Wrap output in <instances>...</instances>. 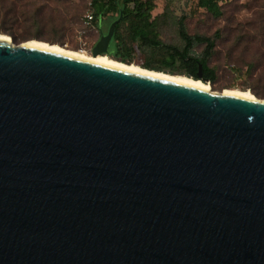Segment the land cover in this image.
I'll return each instance as SVG.
<instances>
[{"label":"water","instance_id":"obj_1","mask_svg":"<svg viewBox=\"0 0 264 264\" xmlns=\"http://www.w3.org/2000/svg\"><path fill=\"white\" fill-rule=\"evenodd\" d=\"M0 264H264V99L0 38Z\"/></svg>","mask_w":264,"mask_h":264},{"label":"rangeland","instance_id":"obj_2","mask_svg":"<svg viewBox=\"0 0 264 264\" xmlns=\"http://www.w3.org/2000/svg\"><path fill=\"white\" fill-rule=\"evenodd\" d=\"M198 2L156 0L152 19L156 18L160 40L183 47L179 23L184 18L189 34L215 40L209 60L217 75L216 81L209 83L212 89L251 91L264 99V0H218L222 10L219 16ZM92 12V0H0V33L16 44L40 40L92 55L103 40L108 39L109 46L117 44L113 37L119 21V13L114 11L87 24L85 17ZM125 25L120 34L126 46L132 47L131 62L167 68L169 55L165 50L131 42ZM205 49L206 44L196 45L194 52L202 55ZM167 69L182 68L177 62Z\"/></svg>","mask_w":264,"mask_h":264},{"label":"trees","instance_id":"obj_3","mask_svg":"<svg viewBox=\"0 0 264 264\" xmlns=\"http://www.w3.org/2000/svg\"><path fill=\"white\" fill-rule=\"evenodd\" d=\"M198 4L215 16L222 14L218 0H199ZM92 5L95 22L114 11L119 13V21L116 24L113 37L117 44L109 46L106 52L107 55L123 62L134 63L131 62L132 47L126 46L120 34L122 25L126 24L125 28L131 42H139L141 45L149 46L153 49L165 50L169 55V60H166L167 68L180 62L182 69L169 71L167 68L153 66L149 63L145 64V68L171 74H183L196 79L201 78L210 83L216 81V71L209 64V60L213 55L215 40L207 36L189 34L184 23V18L179 23V33L184 41L183 47L160 40L156 27V18L152 19L153 10L156 8V0H92ZM200 44H206V49L202 55H197L194 52V48ZM201 65L202 76H199L198 72Z\"/></svg>","mask_w":264,"mask_h":264},{"label":"bare ground","instance_id":"obj_4","mask_svg":"<svg viewBox=\"0 0 264 264\" xmlns=\"http://www.w3.org/2000/svg\"><path fill=\"white\" fill-rule=\"evenodd\" d=\"M0 38L10 39V36L0 33ZM104 41L105 40H103V42ZM25 43L28 45L38 46V47H42L45 49L61 52V53L68 54L71 56H75L81 59L93 61V62L100 63L103 65H108V66L115 67V68H121L124 70L132 71V72H136L140 74L155 76V77H159L162 79L178 82L181 84L201 88L207 91H213L211 85L209 83L204 82L203 80L194 79L193 77L183 75V74H171V73H166L160 70L158 71L154 69L145 68L135 63H128L125 61L123 62V61L117 60L107 54L92 52V55H90V54H87L81 51L67 49L60 45L50 44L48 42L40 41V40H30ZM221 92L223 94L237 95V96H242V97L249 98V99L257 98L251 91H241L239 89H225L224 91H221Z\"/></svg>","mask_w":264,"mask_h":264},{"label":"built area","instance_id":"obj_5","mask_svg":"<svg viewBox=\"0 0 264 264\" xmlns=\"http://www.w3.org/2000/svg\"><path fill=\"white\" fill-rule=\"evenodd\" d=\"M93 21H94V13L92 12V13L87 14L86 17H85V22L87 24H90Z\"/></svg>","mask_w":264,"mask_h":264}]
</instances>
